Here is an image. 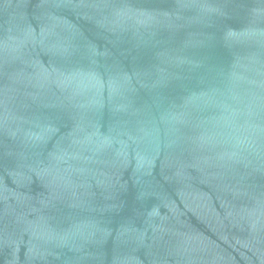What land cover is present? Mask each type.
Segmentation results:
<instances>
[{
  "label": "water",
  "instance_id": "obj_1",
  "mask_svg": "<svg viewBox=\"0 0 264 264\" xmlns=\"http://www.w3.org/2000/svg\"><path fill=\"white\" fill-rule=\"evenodd\" d=\"M0 264H264V0H0Z\"/></svg>",
  "mask_w": 264,
  "mask_h": 264
}]
</instances>
